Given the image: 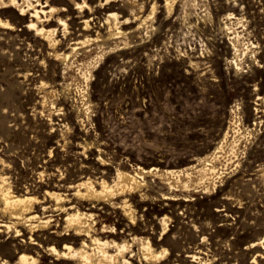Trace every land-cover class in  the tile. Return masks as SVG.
<instances>
[{"label":"rangeland","instance_id":"rangeland-1","mask_svg":"<svg viewBox=\"0 0 264 264\" xmlns=\"http://www.w3.org/2000/svg\"><path fill=\"white\" fill-rule=\"evenodd\" d=\"M153 1L157 11L149 33L144 26L137 28L138 21L131 23L130 45L106 53L93 71L89 117L79 93L78 68L64 72L23 30L27 16L21 20L11 8L0 10V18L16 25L10 32L0 28V156L5 171L18 188L41 192L38 171H61L70 180L85 171L101 174L98 155L110 162L102 172L108 178L119 165L181 168L212 149L225 132L230 139L234 125L242 134L248 127L249 134L240 138L238 164L226 166L213 191L170 188L166 180L147 175L148 197L143 202L138 195L132 198L138 225L131 232L153 231L157 238V218L167 215L170 231L162 244L173 256L187 258L186 251H195L207 255L208 264H252V256L261 252L258 261L264 264V243L257 242L264 241V0H204L212 14V20L204 21L197 16L203 12L200 3L183 19L185 0H176L169 15L164 0H143L145 11ZM66 6L75 29L80 18L73 6ZM98 10L95 16L101 19L105 9ZM229 12L244 17L245 26L236 25L235 18L233 25L245 42L255 43L251 48L257 60L246 55L240 69L231 65L232 34L222 24ZM43 80L55 89L47 100V108L52 101L57 109L52 122L46 108L40 112ZM162 193L175 200L162 199ZM99 214L98 226L128 232L130 224L120 209L106 207ZM0 238L6 242L0 246L2 258L12 246L6 236ZM44 256V262L61 264Z\"/></svg>","mask_w":264,"mask_h":264},{"label":"bare ground","instance_id":"bare-ground-1","mask_svg":"<svg viewBox=\"0 0 264 264\" xmlns=\"http://www.w3.org/2000/svg\"><path fill=\"white\" fill-rule=\"evenodd\" d=\"M175 2L176 0H164L163 7L168 15L172 13ZM94 3H89V0H0V10L11 8L17 12L21 20L27 16L23 30L32 33L43 47L46 57L60 63L64 72L75 66L78 68L77 76L83 82L81 88H78L87 117L91 109L88 87L94 77L93 71L106 53L130 45L131 23L138 21L137 28L144 26L148 34L149 28H153L152 22L157 11L156 1L151 3L147 11L143 0H97ZM199 3L203 12L199 15L196 11L197 16H200L198 18L211 19L209 4L207 5L204 0L200 2L185 0L183 19H187L192 13L191 8ZM66 4L73 6L77 13L76 17L80 18L79 26L75 29L70 26L69 20L72 17ZM119 6L124 7L126 12L119 11ZM98 9H105L101 19L95 16ZM233 18L236 25L241 23L245 26L246 23L244 17H235L231 12L225 13L222 18L223 27L232 34L228 36L233 49L231 65L235 69H240L243 68V59L246 55L249 54L248 56L256 61L257 54L255 55L251 48L255 43L245 42L246 37L244 40L241 38L239 30L233 25ZM15 26L11 20L0 18V28L3 30L10 32L15 30ZM84 55H87V60L82 59ZM44 80L39 85V89L43 90L40 112L43 114L46 108L48 120L52 122L51 116L57 109L52 101L51 106L47 108V100L55 89L46 85L50 81ZM237 126L232 127L230 139L225 132L212 149L184 167L161 169L137 165L126 169L119 165L115 168L113 176L108 178L102 172L110 162L108 163V160L106 162L105 157L98 155L96 162L102 168L101 174L85 171L84 176L70 180L61 171L57 173L54 171L45 173L43 169L38 171L41 192L29 186L20 189L14 185L5 171L6 160L0 156V237L6 236V240H9L8 243L12 246L11 253L0 258V264H50L43 261L44 254L49 256L52 262L57 261L61 264H208L212 260L207 258V255L206 258L201 257L193 250L194 252L186 251L187 258H181L173 256L169 248L163 246L162 242L170 231V217L167 215L157 218L160 227L157 238H154L153 231L131 232L138 221L132 198L138 195L143 202L148 197L149 181L146 176L149 174L166 180L170 188L200 187V190L205 192L215 190L218 181L223 178L222 173L226 166L238 164L236 158L240 152V138L251 131L246 127L242 134V129L240 131ZM85 148L86 146L82 150ZM170 194L162 193V199L175 200ZM106 207L121 210L124 219L130 224L127 233L118 234L117 228L106 224L98 226L101 223L99 212ZM4 241L0 238V246L6 244ZM42 251L44 254H41ZM261 256L263 254L257 252L252 256L251 263L260 264L258 257Z\"/></svg>","mask_w":264,"mask_h":264}]
</instances>
